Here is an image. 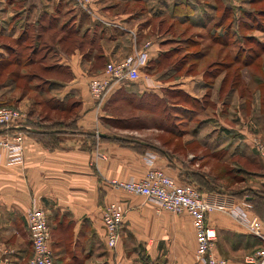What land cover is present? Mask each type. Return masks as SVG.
<instances>
[{"label":"crops","instance_id":"0c3cea01","mask_svg":"<svg viewBox=\"0 0 264 264\" xmlns=\"http://www.w3.org/2000/svg\"><path fill=\"white\" fill-rule=\"evenodd\" d=\"M149 1L97 0L86 9L78 0H0V79L4 80L0 105L19 106L27 120L16 128L25 130L21 160L0 164V264H31L27 212L34 206L47 213L56 264H202L196 258L198 237L188 214L163 210L111 185L112 180H141L152 169L164 170L179 184L203 183V195L220 206L207 216L216 233L218 255L236 264L261 247L233 210L257 216L256 209L264 215V204L253 209L250 196L223 191L189 162L207 163L222 153L225 161L254 157L253 150L247 152L248 142L232 140V126L223 122L215 128L201 123L193 127L188 134L193 139H184L197 143L206 154L189 153L186 158L184 152L164 147L170 143L162 134H172V128L163 126L161 118L160 122L153 118V125L133 115L143 110L136 101L143 94L165 91L158 77L140 73L136 82L116 84L102 107L90 94L89 82L109 63L132 55L137 46L151 47L142 68L165 51L164 42L152 36L150 8L133 12L125 8ZM154 1L165 8L173 1L170 6L173 11L177 8L174 0ZM46 44L52 46L51 52L56 50L53 61L48 55L39 59ZM34 66H42L40 74ZM197 82L212 92L217 108L227 106L225 99L216 100L221 89L207 85L204 76H185L177 87L200 104L203 96L195 92ZM45 108L51 114L68 115L69 120L53 123L49 113L42 114ZM258 161L262 163L259 159L250 163ZM112 202L125 209L116 250L106 244L102 220L103 210Z\"/></svg>","mask_w":264,"mask_h":264},{"label":"rangeland","instance_id":"374dc122","mask_svg":"<svg viewBox=\"0 0 264 264\" xmlns=\"http://www.w3.org/2000/svg\"><path fill=\"white\" fill-rule=\"evenodd\" d=\"M174 1L178 4L189 3L192 15L175 17L170 6L174 4L173 1L167 8L154 0L136 7L132 4L125 7L132 12L150 8L148 13L151 15L148 18L154 25L152 36L165 44V51L157 55L152 68H142L140 73L158 77L166 89L158 94H143L141 99L136 100L139 104L137 108L143 110L133 115L138 116V121L144 119L140 122L152 123L155 117L160 122L161 118L163 126L172 128V134H162L164 142L170 143L169 146L165 143L164 147L180 151V155L184 152L186 158L189 153L205 152L197 143H186L187 139H184H193V136H188L193 127L200 123L211 125V128L224 123L232 126V140L244 144L248 142L250 147L247 152L253 150L254 157L244 160L236 156L225 161L222 153L221 157L217 155L207 163L189 162L199 173L208 174L223 191L236 193L245 189V195L248 196L255 191L264 193V175L257 174L264 172V0ZM51 49L49 44L42 46L39 59L48 55L49 61H53L56 50L51 52ZM149 49L151 47H147V44L140 48L137 46L136 51L123 60L135 55L143 58ZM201 53L203 55L199 56ZM28 56L29 53H26L24 58ZM41 67L34 66L33 71L40 74ZM188 75L204 76L207 85H217L221 92L218 91L220 94L216 100L225 99L227 106L224 109L217 108L218 104L211 98L212 92L203 87L205 84L201 82L196 83L195 92L203 96V102L196 103L191 96H187L177 85ZM2 81L0 79V84ZM181 106L186 109L182 111ZM1 108L26 115L17 105L2 104ZM47 113L46 108L42 110L43 115ZM49 116L53 123L58 120L66 123L69 120L68 115L63 113H49ZM116 133L120 134L119 131ZM171 143L177 147H172ZM252 159H259L263 165L259 161L258 165L250 163ZM190 183L195 185L193 181Z\"/></svg>","mask_w":264,"mask_h":264},{"label":"built area","instance_id":"2783aa9c","mask_svg":"<svg viewBox=\"0 0 264 264\" xmlns=\"http://www.w3.org/2000/svg\"><path fill=\"white\" fill-rule=\"evenodd\" d=\"M96 1L78 0L80 5L86 9ZM143 65V58L139 55L130 56L120 62L109 63L103 74L94 77L89 82L90 94L98 106L104 105L116 84L138 81ZM25 122V114L7 108L0 109V126L5 130L16 129ZM23 140L24 134L19 130L7 132L0 137V164L4 162L11 165L21 160ZM111 185L127 193L142 196L163 210L174 214H188L197 232L196 258L200 263L235 264L217 254L216 233L207 224V216L219 209V204L212 202L192 185L179 184L175 178L161 169L149 170L141 180H112ZM233 212L241 224L261 241V247L258 250L236 264H264V219L236 210ZM124 218L125 209L121 203L112 202L103 210L105 240L111 250H116L120 243V227ZM27 223L34 253L31 264H56L50 245L51 235L46 211L41 207H31L27 212Z\"/></svg>","mask_w":264,"mask_h":264},{"label":"trees","instance_id":"16d2710c","mask_svg":"<svg viewBox=\"0 0 264 264\" xmlns=\"http://www.w3.org/2000/svg\"><path fill=\"white\" fill-rule=\"evenodd\" d=\"M174 13H175V15H177V16H179V18L180 17H187V16H190V15H192V8H191V6H190V4L189 3H177V8H174ZM178 18V17H177ZM201 55H203L202 53L199 55V56H201ZM157 58H155L154 60H152L151 62H149L148 64H147V66L146 67H144V70L145 69H150V68H152V63L156 60ZM107 66V65H106ZM105 70V69H104ZM104 70H102V72L100 73V74H98V76L99 75H101V74H103L104 73ZM188 96V95H187ZM196 103H198V101L197 100H195L194 98H192ZM0 128H2L1 130H0V134H6L7 132H14L15 130L16 131H18V129H11V130H5L2 126H0ZM19 129H21V128H19ZM24 128H22L21 130H19V131H21V132H23V133H25V130H23ZM52 140H55L54 138L52 139ZM202 183V182H201ZM185 184H189V185H192L193 187H195L200 193H202L203 194V191H202V187H201V185L203 184H201L200 186H198V184H196L195 183V185L192 183H185ZM207 185V184H206ZM203 186V185H202ZM214 187H215V184H214ZM251 192H253V191H251ZM236 195H239V196H241L242 198L243 197H246V195H245V191H243V192H238V193H236ZM250 197L252 198V200H253V202H252V207H253V209H255V208H257V204H264V193H257L256 191L255 192H253V195H250ZM261 212H264V205H262V207H261ZM255 212L257 213V217H259L260 219H264V215L262 214H259L258 213V211L255 209Z\"/></svg>","mask_w":264,"mask_h":264}]
</instances>
